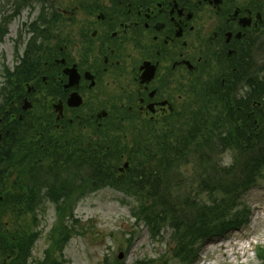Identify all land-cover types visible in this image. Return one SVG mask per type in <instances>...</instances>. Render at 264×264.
Here are the masks:
<instances>
[{"label":"trees","instance_id":"1","mask_svg":"<svg viewBox=\"0 0 264 264\" xmlns=\"http://www.w3.org/2000/svg\"><path fill=\"white\" fill-rule=\"evenodd\" d=\"M6 22L0 21V38ZM48 51L43 43L29 42L14 70L5 66L1 72L3 86L13 88L2 90L0 99V264H30L40 231L37 215L47 202L56 214L51 247L32 264H59L53 253L61 254L78 232L77 202L105 187L130 198L135 226L144 224L152 240L170 230L167 252L180 264L191 263L206 239L248 223L250 208L243 195L264 171V79L256 69L237 79L248 87L243 96L206 86L196 106L187 109L185 123L160 130L149 126L143 137L133 133L132 125L122 124L97 132L93 128L85 136L74 129L58 131L36 113L27 112L22 119L12 115L19 88L47 69L43 62L51 67ZM226 152L231 153L228 165L222 163ZM123 162L128 168L120 171ZM256 256L264 264L263 247L256 248Z\"/></svg>","mask_w":264,"mask_h":264},{"label":"flooded vegetation","instance_id":"2","mask_svg":"<svg viewBox=\"0 0 264 264\" xmlns=\"http://www.w3.org/2000/svg\"><path fill=\"white\" fill-rule=\"evenodd\" d=\"M54 7L61 28L51 36L52 81L27 87L25 97L47 106L60 128L73 119L86 128L184 116L188 94L204 84L234 90L264 28V0H66L62 7L54 0ZM73 93L80 107L68 105Z\"/></svg>","mask_w":264,"mask_h":264},{"label":"rangeland","instance_id":"3","mask_svg":"<svg viewBox=\"0 0 264 264\" xmlns=\"http://www.w3.org/2000/svg\"><path fill=\"white\" fill-rule=\"evenodd\" d=\"M31 1L34 6L30 10L24 0H0V21L7 19L6 33L0 40V87L2 69L13 61L15 40L19 37L26 40L31 36L24 27L37 12V0ZM65 1L58 0L59 5L62 7ZM35 38L41 41V37ZM46 43L52 44L45 41L44 45ZM250 63L258 71L256 76L264 79V30L253 38ZM242 91L243 88L238 89L237 94L241 96ZM129 134L126 132L127 136ZM230 161L231 153L223 154L222 163L228 165ZM189 168L184 169L186 179ZM130 201L111 187L88 193L79 199L74 210L78 232L71 235L61 254L53 253L59 264H110L116 260L133 264L136 260L156 262L160 258L166 259L168 264H180L170 259L167 252L171 248L170 230L164 229L160 238L152 241L146 226L133 225L134 219L129 213ZM243 201L250 208L248 223L200 243L197 256L190 264H259L255 249L258 246L264 248V171L257 183L243 195ZM55 222V207L47 202L44 211L37 215V229L40 231L30 264L42 259L44 252L51 247L50 234ZM241 246L243 249H240ZM119 252L123 254L121 260L116 258Z\"/></svg>","mask_w":264,"mask_h":264},{"label":"water","instance_id":"4","mask_svg":"<svg viewBox=\"0 0 264 264\" xmlns=\"http://www.w3.org/2000/svg\"><path fill=\"white\" fill-rule=\"evenodd\" d=\"M78 103H79V102H77L76 105H77ZM28 106H29V105H27V106H25V107H28ZM121 257H122V254L120 253V254H119V258H121Z\"/></svg>","mask_w":264,"mask_h":264},{"label":"clouds","instance_id":"5","mask_svg":"<svg viewBox=\"0 0 264 264\" xmlns=\"http://www.w3.org/2000/svg\"><path fill=\"white\" fill-rule=\"evenodd\" d=\"M244 93H243V91L240 93V95L242 96Z\"/></svg>","mask_w":264,"mask_h":264},{"label":"bare ground","instance_id":"6","mask_svg":"<svg viewBox=\"0 0 264 264\" xmlns=\"http://www.w3.org/2000/svg\"><path fill=\"white\" fill-rule=\"evenodd\" d=\"M240 249H243V246H241Z\"/></svg>","mask_w":264,"mask_h":264}]
</instances>
